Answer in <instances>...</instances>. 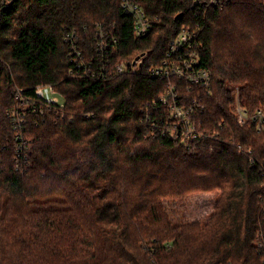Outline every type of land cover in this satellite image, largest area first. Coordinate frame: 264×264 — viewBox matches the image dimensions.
Wrapping results in <instances>:
<instances>
[{
    "label": "trees",
    "instance_id": "1",
    "mask_svg": "<svg viewBox=\"0 0 264 264\" xmlns=\"http://www.w3.org/2000/svg\"><path fill=\"white\" fill-rule=\"evenodd\" d=\"M139 3L143 36L120 0H0V264H263L264 132L233 104L264 110V0ZM182 28L212 80H170L213 149L143 120H165L149 72ZM214 190L206 221H171L165 200Z\"/></svg>",
    "mask_w": 264,
    "mask_h": 264
},
{
    "label": "built area",
    "instance_id": "2",
    "mask_svg": "<svg viewBox=\"0 0 264 264\" xmlns=\"http://www.w3.org/2000/svg\"><path fill=\"white\" fill-rule=\"evenodd\" d=\"M211 4L220 5L221 0H209ZM121 6L132 16V30L134 35L143 36L150 31L152 27L151 19L146 15L139 0H120ZM195 41V31L188 28H182L181 32L170 40L169 49L166 57L155 67L150 68V76L157 79L166 80L165 91L153 101V109L158 110L160 107L165 113V120L159 125L151 115L144 116L143 120L150 121L151 128L158 127L161 136H166L173 140H178L187 147L208 146L213 149L215 145L207 144L208 138L215 139V135L202 131L192 120L190 106H185L180 100L177 92V84L170 80L176 77L187 83L188 86H198L208 89L212 74L209 69L199 64V53ZM104 42L99 43V49L104 48ZM140 62V59L132 61V64ZM126 64L120 62L116 66L117 72L125 70ZM47 87L52 94L57 93L50 85H39L35 92L37 96L47 102L59 103V95L45 96L43 88ZM61 104V103H60ZM236 121L239 125L253 123L258 131L264 132V110L261 108L249 112L247 108L236 101L233 104ZM13 127L23 123L24 112L11 115ZM240 147V146H239ZM218 148V146H217ZM251 162H253L251 160ZM262 164L261 166H263ZM256 245L263 252L264 257V236L258 233L256 236ZM262 263L264 264V258Z\"/></svg>",
    "mask_w": 264,
    "mask_h": 264
},
{
    "label": "rangeland",
    "instance_id": "3",
    "mask_svg": "<svg viewBox=\"0 0 264 264\" xmlns=\"http://www.w3.org/2000/svg\"><path fill=\"white\" fill-rule=\"evenodd\" d=\"M43 90L45 96L58 97L57 93L52 94L47 87ZM218 195V190L190 193L181 199L165 200V209L174 224L195 219L204 222L208 219L213 209V202Z\"/></svg>",
    "mask_w": 264,
    "mask_h": 264
},
{
    "label": "bare ground",
    "instance_id": "4",
    "mask_svg": "<svg viewBox=\"0 0 264 264\" xmlns=\"http://www.w3.org/2000/svg\"><path fill=\"white\" fill-rule=\"evenodd\" d=\"M183 104H184V102H183ZM186 104V103H185ZM155 133V132H154ZM158 137V136H157ZM153 260V259H152Z\"/></svg>",
    "mask_w": 264,
    "mask_h": 264
}]
</instances>
